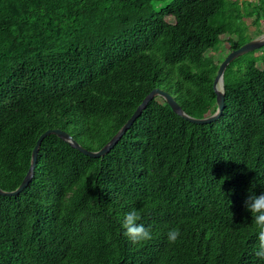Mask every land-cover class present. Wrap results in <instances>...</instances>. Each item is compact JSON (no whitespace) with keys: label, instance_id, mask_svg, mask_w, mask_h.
I'll return each mask as SVG.
<instances>
[{"label":"trees","instance_id":"1","mask_svg":"<svg viewBox=\"0 0 264 264\" xmlns=\"http://www.w3.org/2000/svg\"><path fill=\"white\" fill-rule=\"evenodd\" d=\"M253 5L0 0V188L19 185L46 129L98 150L155 87L193 117L213 113L224 55L208 53L223 34L230 50L246 41L242 11ZM252 11L259 34L264 0ZM262 47L226 66L214 121H187L155 96L100 157L47 135L27 187L0 195V264H264L244 205L264 193ZM133 207L151 240L123 234Z\"/></svg>","mask_w":264,"mask_h":264},{"label":"water","instance_id":"2","mask_svg":"<svg viewBox=\"0 0 264 264\" xmlns=\"http://www.w3.org/2000/svg\"><path fill=\"white\" fill-rule=\"evenodd\" d=\"M264 45V33L256 38L250 39L247 42L241 44L239 47L231 49L227 55L223 58V60L219 63L218 68L216 70L215 77L212 82V88L215 93L216 100V109L213 113L204 116V117H193L187 114L179 103L173 98V96L167 91L155 87L151 89L141 100V102L137 105L135 110L129 116V118L123 123V125L116 131V133L98 150H90L82 146L78 141H76L72 135L68 132L59 129V128H49L42 132L38 138L36 139L35 145L32 148L31 159L29 167L19 183V185L10 191H6L0 188V195H16L20 193L27 185L30 183L33 174L34 168L37 161L38 149L43 141V139L49 134H55L65 142H67L71 147L77 149L81 153L89 156V157H100L107 153L114 144L120 139V137L125 133V131L129 128V126L133 123L136 117L141 113V111L147 106L148 102L151 101L155 96L162 97L169 107L175 112L177 115L181 116L183 119L193 122V123H208L217 119L224 108V90H223V75L226 66L236 57L253 51L255 49L260 48Z\"/></svg>","mask_w":264,"mask_h":264},{"label":"clouds","instance_id":"3","mask_svg":"<svg viewBox=\"0 0 264 264\" xmlns=\"http://www.w3.org/2000/svg\"><path fill=\"white\" fill-rule=\"evenodd\" d=\"M245 208L252 215V222L256 228V236L258 240V248L255 251V256L264 260V193L256 195L250 192L244 202ZM141 213L133 207L130 211L125 213L122 227L124 235L127 236L132 243L138 244L144 241H149L153 238L150 228H146L141 223ZM181 232L179 227L172 228L167 233L169 243H175L180 238Z\"/></svg>","mask_w":264,"mask_h":264},{"label":"rangeland","instance_id":"4","mask_svg":"<svg viewBox=\"0 0 264 264\" xmlns=\"http://www.w3.org/2000/svg\"><path fill=\"white\" fill-rule=\"evenodd\" d=\"M248 1L251 2V4H254V5L256 4V3H254L256 0H248ZM235 2H238V0H235ZM253 6L250 7V8H252V10H253ZM241 10H242V8H241ZM252 10H248L245 12L242 11V15H243L242 21L245 23L244 24L245 25L244 37H243L246 40L245 42H247L249 38L253 39V38L261 36L264 33V16L259 15L260 16V19H259L260 23H259L258 28L261 32L259 34H256L255 26L251 24V21L257 15ZM229 51H230V47H229L228 36H227V34H223L221 36V39H220V42H219L217 48L214 51H210L208 54L213 55L216 58L218 56H222V55H224V57H225ZM254 55H256V53H254ZM258 55L260 58L258 59L257 65L261 66L262 60L264 62V47H262L261 49L258 50L257 56ZM250 57H253V55L249 54V52H248V53L240 55L236 58H239V60H241V59L242 60L243 59L248 60ZM244 60L242 62L240 61V64H243Z\"/></svg>","mask_w":264,"mask_h":264},{"label":"flooded vegetation","instance_id":"5","mask_svg":"<svg viewBox=\"0 0 264 264\" xmlns=\"http://www.w3.org/2000/svg\"><path fill=\"white\" fill-rule=\"evenodd\" d=\"M259 1H260V0H256L254 3H256V4H257V3H259Z\"/></svg>","mask_w":264,"mask_h":264}]
</instances>
